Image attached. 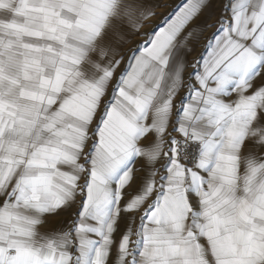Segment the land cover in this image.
Listing matches in <instances>:
<instances>
[{"label": "snow or ice", "instance_id": "snow-or-ice-1", "mask_svg": "<svg viewBox=\"0 0 264 264\" xmlns=\"http://www.w3.org/2000/svg\"><path fill=\"white\" fill-rule=\"evenodd\" d=\"M212 5L125 58L158 3L0 0V264H264V0Z\"/></svg>", "mask_w": 264, "mask_h": 264}, {"label": "rangeland", "instance_id": "rangeland-1", "mask_svg": "<svg viewBox=\"0 0 264 264\" xmlns=\"http://www.w3.org/2000/svg\"><path fill=\"white\" fill-rule=\"evenodd\" d=\"M180 0H147V3L150 5L159 4L160 7L154 8L155 15L150 17L147 21L144 22L143 27L140 30L139 35H132L129 39V42L125 44L122 49V55L127 57V55L135 48L136 45L141 44L144 40V35L153 30L154 26L161 23L162 19L176 6ZM224 3V0H213L212 11L213 16L209 23H213L216 19V14L219 13L221 5ZM212 31L211 28L208 29V32L205 33L207 36ZM204 43V38H201L200 45L197 46L196 51L192 53L189 59V65L195 59L196 55L199 53L200 48ZM123 66V65H122Z\"/></svg>", "mask_w": 264, "mask_h": 264}, {"label": "crops", "instance_id": "crops-1", "mask_svg": "<svg viewBox=\"0 0 264 264\" xmlns=\"http://www.w3.org/2000/svg\"><path fill=\"white\" fill-rule=\"evenodd\" d=\"M189 58H190V56L188 57V60L190 61L191 59H189ZM188 71H191V67H189ZM188 71H186L184 73L185 77H187ZM257 82H259V81H257ZM180 95L182 96V95H184V93L181 92ZM136 167L138 168L139 164H137ZM141 174L142 173L137 172L136 175H137V177H139ZM129 191H131V189H129ZM74 208H75V206H74ZM69 215H70V213H61L60 216H49V217H46V221L47 222L43 226H41L40 231L44 232V231L50 230L52 227L56 226V221L65 219ZM114 251L115 250H113V254H114ZM109 264H112L111 259L109 260Z\"/></svg>", "mask_w": 264, "mask_h": 264}]
</instances>
